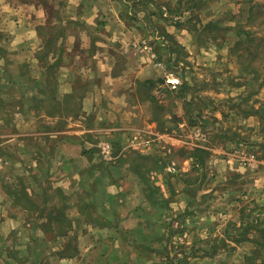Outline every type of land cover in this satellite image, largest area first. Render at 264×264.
Wrapping results in <instances>:
<instances>
[{"label":"crops","instance_id":"obj_1","mask_svg":"<svg viewBox=\"0 0 264 264\" xmlns=\"http://www.w3.org/2000/svg\"><path fill=\"white\" fill-rule=\"evenodd\" d=\"M178 17L163 0H0V264H188L172 255L189 238L219 237L208 205L195 217L197 198H162L172 173L162 154L129 144L192 124L153 112L177 95L191 101L194 77L172 90L157 66L201 51ZM146 40L152 51L135 49ZM211 152L203 168H223Z\"/></svg>","mask_w":264,"mask_h":264},{"label":"rangeland","instance_id":"obj_2","mask_svg":"<svg viewBox=\"0 0 264 264\" xmlns=\"http://www.w3.org/2000/svg\"><path fill=\"white\" fill-rule=\"evenodd\" d=\"M163 1L179 16L176 22L189 29L193 47L201 51L195 50L196 55L191 58L179 49L178 61L182 63L174 62V70L166 68L163 62L157 65L162 66L164 74L170 71L182 81L184 77H194L189 93L192 103L189 96L177 95L167 99L165 112H153L166 116L175 109L181 116L172 114L173 121L190 123L191 120L192 124L185 129L161 125L147 136L136 132L129 137V144L162 154L163 164L172 172L160 178L162 198L176 191L197 198L199 204L190 208L189 213L197 217L208 210L211 216L208 225L219 235L198 242L189 238V248L184 247L183 253L180 250L172 256L188 264H264V245L257 244L264 235L260 232L264 226V109H261L264 107V0L250 3L247 0H186L187 7L203 4L201 8L189 10L181 8L180 0ZM253 7L254 18L250 20ZM249 32L253 33V39L235 49L236 42L246 39ZM162 36H158L161 41L166 39ZM135 49L150 52L142 47ZM247 51L253 52L250 57L245 55ZM245 67L252 73L244 72ZM197 115L202 118H196ZM201 145L208 149L205 157L219 150V158L223 157L226 165L222 168L212 162L205 165L203 172L197 170L201 167L191 155ZM219 168L225 174L222 177L217 171ZM187 171L190 176L184 175ZM169 178L174 179L172 186L168 184ZM187 184L189 187L184 189ZM176 230L177 234L181 230L193 232L183 225H178ZM180 242L177 240L176 245L182 246ZM200 243L209 252L200 251ZM215 244L217 254L211 253V246Z\"/></svg>","mask_w":264,"mask_h":264},{"label":"trees","instance_id":"obj_3","mask_svg":"<svg viewBox=\"0 0 264 264\" xmlns=\"http://www.w3.org/2000/svg\"><path fill=\"white\" fill-rule=\"evenodd\" d=\"M253 0H247V2H252ZM180 2H181V4H182V7L181 8H184V9H187V10H189V9H193V8H201L202 7V3H200V4H197V5H194V7H187V4L189 3L188 1L186 2V0H180ZM255 6V5H254ZM254 18V7L252 8V11H251V13H250V20L251 19H253ZM253 33L252 32H249V34L247 35V38L246 39H240L238 42H236V44L237 45H235L234 46V48L236 49V46H239V44H243V42L244 41H251L252 39H253ZM244 53V52H243ZM246 54L245 55H247V56H249L250 57V54L252 55V53L253 52H251V51H247V52H245ZM243 55L244 54H242V55H240L241 57H243ZM240 59H242V58H240ZM247 59H251V58H247ZM249 68L248 67H245L244 68V72H246V73H252L250 70H248ZM257 80V79H256ZM186 87V85L183 87V88H185ZM185 90H186V88H185ZM245 101H248L247 99H245ZM190 104L192 103V102H189ZM261 109H264V107L263 108H261ZM258 111V110H257ZM201 116L200 115H197L196 116V118H200ZM264 122V121H263ZM192 123V122H191ZM195 123H197V122H195ZM207 153V151H205V150H195L193 153H192V155H191V157L192 158H195V160H196V165L197 166H199V167H201V169H197V170H199V171H201L202 170V165L204 164V162H205V160H206V158H207V156L205 157V154ZM204 169V168H203ZM206 177V176H205ZM70 224V223H69ZM69 224H66V223H63V222H61L60 224H58V226L61 228V231H63L65 234L66 233H68V225ZM50 226H51V224H50ZM258 229H260V228H258L257 227V230ZM260 232H262V233H264V226H262V228L260 229ZM258 244V247H260V246H263L264 245V235H263V240L261 241V242H259V243H257Z\"/></svg>","mask_w":264,"mask_h":264},{"label":"built area","instance_id":"obj_4","mask_svg":"<svg viewBox=\"0 0 264 264\" xmlns=\"http://www.w3.org/2000/svg\"><path fill=\"white\" fill-rule=\"evenodd\" d=\"M150 46L151 45L147 41H144L142 43V45H137L138 48L142 47V49H144V50H150L151 51L152 47H150ZM165 83L170 89L176 90L183 84V81L180 77H178L175 74H173L172 72L166 70ZM101 153L103 154L105 159H107V160L113 159V147H112V145L108 142L102 143L101 144Z\"/></svg>","mask_w":264,"mask_h":264}]
</instances>
